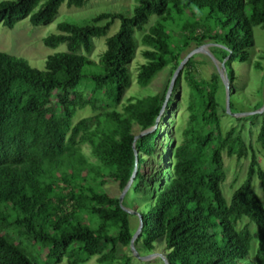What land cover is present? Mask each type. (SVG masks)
<instances>
[{
    "label": "trees",
    "instance_id": "16d2710c",
    "mask_svg": "<svg viewBox=\"0 0 264 264\" xmlns=\"http://www.w3.org/2000/svg\"><path fill=\"white\" fill-rule=\"evenodd\" d=\"M87 1L2 0L0 22L8 29L24 17L32 25L47 23L62 3L81 7ZM116 18L118 30L105 38L98 60L82 53L91 50L92 38L104 35ZM211 21L220 30L215 38H209L206 23ZM253 26L264 29V0H138L130 16L100 13L84 25L59 22L57 32L42 42L50 48L64 43L66 49L48 55L44 70L0 52V264H36L24 252V240L42 243L55 262L65 257L67 263L78 264L96 255L98 264H130L132 251L128 255L119 247L129 248L138 217L125 209L142 218L134 241L137 252L140 240L147 253L155 252L154 243L161 240L168 264H264V203L251 186L256 176L264 196V170L253 153L245 179L229 202L220 189L225 179L222 152L241 158L247 146L241 130L221 131L218 110L225 91L217 70L207 80L198 77L194 54L177 75L163 113L175 103L183 78L188 87L187 121L180 140L169 148L172 162L152 195L144 193L142 167L157 151L163 113L153 131L134 140L153 126L181 52L191 42L199 46L211 40L219 61L228 56L224 65L231 110V63L247 60ZM136 31H142L144 46L137 84L147 85L169 65L167 84L161 91L129 97L120 109L109 106L72 124L75 110L89 104L95 108L97 96L100 105L120 102ZM254 68L264 67L256 61ZM84 88L89 100L83 97ZM256 140L264 149V117ZM82 144L89 146L94 161L81 151ZM134 150L136 172L120 203L103 185L115 182L123 190L134 171ZM242 218L255 225L253 232L248 224L237 228ZM253 238L256 245L249 256Z\"/></svg>",
    "mask_w": 264,
    "mask_h": 264
},
{
    "label": "rangeland",
    "instance_id": "374dc122",
    "mask_svg": "<svg viewBox=\"0 0 264 264\" xmlns=\"http://www.w3.org/2000/svg\"><path fill=\"white\" fill-rule=\"evenodd\" d=\"M2 1V0H0ZM138 0H88L81 7L66 6L62 3L57 10V13L53 18L47 22L38 25H32L29 22L28 17H24L17 21L11 29L4 27L0 22V52H5L9 55L23 57L27 60L28 65L32 68L38 70H44L45 59L48 55L53 54L57 51H63L66 49L64 43L59 44L56 48H50L43 44L42 39L50 33L57 32V24L59 22L67 21L71 23H76L78 25H84L91 23L93 17L100 13H119L123 15L130 16L133 12V7ZM154 20L152 16L149 22L144 26H148ZM106 20H102L104 23ZM210 30V37L215 38L220 32L217 26H214L213 21L210 24L206 23ZM119 27V19H114L113 23L110 25L106 33L99 37L92 38V48L89 52L82 53L86 54L88 57L97 61L100 54L105 49V38L114 34ZM177 35H179V32ZM142 31H136L134 37L136 39V47L132 59L127 65L129 80L127 86L121 93L120 102L115 105L111 103H101L99 104V96L94 99L97 106L93 108L90 104L82 108H77L71 119L72 124L77 120L85 116H91L100 112L104 108L115 107L120 109L121 105L129 97H141L148 94H152L161 91L163 87L167 84V80L170 75V66L167 65L162 70L158 71L145 86H140L136 82V73L138 65L144 62V57L141 54L144 46L140 43V36ZM208 50L212 56L218 61L217 54L215 52V47L210 48L214 44L211 40L205 42ZM215 45L222 47V44L215 43ZM195 43L191 42L189 47L181 52V56L184 57L191 49H194ZM249 54L245 62L233 61L231 67L234 73V85L233 94L231 102L233 106L231 107V112L233 113H248L254 111L258 108L254 106L262 100L264 102V68L255 69L254 63L260 61L264 67V58L260 55H264V29L260 26H253L252 28V44L248 48ZM213 52V53H212ZM198 55L194 58L196 63L197 76L207 80L210 74L217 70L214 61L207 53H197ZM215 55L217 57H215ZM219 64V63H218ZM81 84L77 86L80 89ZM83 97L86 100L90 99L89 91L84 88ZM187 93L188 87L185 80L182 78L180 81L179 88L176 93L175 103L172 104L169 109L163 113L165 116L164 120L161 121V133L156 138L157 151L151 160L145 162L142 167V173L144 174V193L148 195L154 194L160 187L164 176V171L167 169L168 165L172 162V157L170 155L169 148L173 143H177L180 138V132L182 128L186 125L187 121ZM99 104V105H98ZM225 92L222 97L221 106L218 110L220 120H221V131H228L231 127H235L237 130H241L242 138L247 146V155L241 158H237L235 155L228 156L225 152H222L223 168L225 171V179L220 185L223 196L227 202L230 201L232 192L243 182L246 176L247 168L251 160V154L253 153L257 159L260 167L264 170V149L257 142L256 137L259 129V125L262 117H264V111L256 118L250 119L246 116L245 119L232 116L225 109ZM81 151L85 156L94 161V157L90 153V148L87 144L79 145ZM251 186L254 192L257 194L258 198L264 203V196L260 187L259 180L256 176L252 178ZM107 192L111 195L121 194V190L117 183L107 182L103 185ZM144 200L146 198L144 197ZM138 207L139 204H135ZM130 224L135 227L137 224V219L135 216H130ZM248 224L250 230L253 232L255 230V225L250 223L246 218H242L238 224L237 228H241L243 225ZM140 240L137 244L138 254L142 257H136L131 254L130 264H163V260L159 257H150L144 259L147 253L143 248ZM157 249L155 253H161L163 251V242L157 240L155 243ZM256 245V239L251 240L249 256L252 255ZM24 252L30 260H33L36 264H69L65 257H63L59 262L54 261L53 255L47 253V249L44 248L42 243H33L28 240H24ZM119 252H124L130 255L129 248L127 246H120ZM152 253V252H151ZM97 256L94 255L90 257L87 261L78 264H98Z\"/></svg>",
    "mask_w": 264,
    "mask_h": 264
},
{
    "label": "water",
    "instance_id": "95a60500",
    "mask_svg": "<svg viewBox=\"0 0 264 264\" xmlns=\"http://www.w3.org/2000/svg\"><path fill=\"white\" fill-rule=\"evenodd\" d=\"M207 45L209 44H201L197 47H195L194 49H191L182 59L181 61L179 62V64L177 65V67L175 68V70L173 71L171 77H170V80H169V83H168V87H167V90H166V93H165V98H164V101H163V104L161 106V109L159 111V114L153 124L152 127L148 128V129H144L142 130L141 132H139L135 137H134V140H136L137 138L141 137L142 135L146 134V133H149L151 131H153L159 124L160 122V117L165 109V106L167 104V101L169 100L170 96H171V93H172V90H173V86H174V82H175V79L177 77V75L179 74V72L181 71V69L183 68L184 64L186 63V61L194 54H197V53H207L211 58L212 60L214 61L215 63V66H216V69H217V72L219 74V77L224 85V91H225V110L230 113L232 116L234 117H241V116H247V115H253V114H260L264 111V102L262 103L261 107L254 110V111H251V112H248V113H233L231 112L230 110V103H229V99H230V91H231V88H230V84H229V81H228V77L226 75V70H225V65H224V62L225 60L228 58V56L222 60L221 62H218L213 56L212 54L210 53V51L208 50L207 48ZM219 63V64H218ZM133 148H134V141H133ZM134 154H135V166H134V171H133V174L131 176V178L129 179V181L127 182V184L125 185V187L123 188L120 196H119V202L122 203V200L124 198V195L126 194V192L128 191V189L130 188L131 186V183L133 181V178H134V174L136 172V168H137V151L134 150ZM128 213H131V214H134L138 217V225H137V228L136 230L134 231L131 239H130V242H129V249L132 251L133 255L136 256V257H139V258H142L138 252L136 251L135 249V245H134V241L135 239L137 238V236L139 235L140 231H141V227H142V218H141V215L135 211V210H132V209H125ZM150 257H159L161 259H163L164 261V264H168V261L165 257L164 254L162 253H155V252H152L148 255H146L145 257H143L144 259H148Z\"/></svg>",
    "mask_w": 264,
    "mask_h": 264
}]
</instances>
